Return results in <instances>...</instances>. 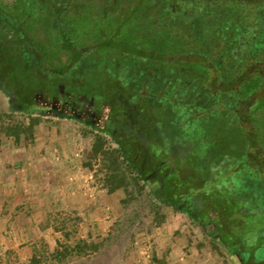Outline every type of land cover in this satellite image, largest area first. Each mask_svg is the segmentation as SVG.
I'll return each mask as SVG.
<instances>
[{"label": "rangeland", "instance_id": "374dc122", "mask_svg": "<svg viewBox=\"0 0 264 264\" xmlns=\"http://www.w3.org/2000/svg\"><path fill=\"white\" fill-rule=\"evenodd\" d=\"M22 1L0 0V8L7 11V18L8 15L18 17L25 12ZM192 1L54 0V4H65L70 15H75L78 10L86 15L81 38L87 55L80 73L90 76L89 83L103 85L109 75L120 72V69L116 70L112 65L104 69L103 65L96 63L108 52L99 51V45L95 44L100 39V26L106 23L110 37L116 38L120 33L117 38L136 44L147 39L146 43L152 46L154 38L159 37L171 40L169 46L164 42V49L168 51L172 45L178 49L186 46V53L175 58L191 60L194 55L186 54L198 46H193L183 35L191 27L184 15L177 17L170 10L174 5L183 9ZM203 1L197 0L196 5L201 8ZM211 1L215 12L223 14L225 5L219 7V0ZM238 1L243 5H264V0ZM137 6L138 11L133 13ZM46 18L29 24V34L42 43L38 48L41 55L53 63L65 60L67 54L56 42L58 34L54 21ZM202 18L209 23L216 22L219 17L205 13ZM122 23L126 27H122ZM15 32L9 22L0 21V68L4 70L3 62L14 57L18 50ZM212 38L210 35L206 37L207 40ZM212 52L210 55L216 54L215 49ZM230 68L233 69L232 65ZM134 69L137 66L132 72ZM247 69L246 72L264 74V62L250 64ZM154 71L149 66L137 69L135 73L145 78ZM235 72L241 73L240 69ZM56 85L41 86L39 83L34 85L35 90L26 94L23 87L18 90L9 78L0 74V264H235L213 249L210 238L200 226L161 199V191H157L159 181L155 177L150 176L141 193L135 190L131 195L123 190L110 192L106 187L101 156L96 158L92 153L97 132L107 138L106 148H116L121 142L112 131H118L121 124L124 128L130 121L134 122L139 126V135L155 128L145 121L144 114L135 113L139 114L140 104L146 107L145 112H149L150 117L162 120L176 122L198 113L178 106L177 97L173 101L175 109L166 98L160 103L156 98L144 100L132 96L131 102L130 96L137 93L138 85L128 82L125 86L129 91L124 92L115 83L119 89L116 92L121 105L119 110L129 114L115 119L117 123L111 131L107 130L114 109L111 99L106 98L103 104L97 103L89 92L69 91L70 87L64 81ZM112 85L108 82L103 88L110 92ZM145 87L147 89V84ZM146 89L141 91L146 92ZM221 92L215 91L219 96ZM260 94L264 96V89ZM109 95L115 100L111 93ZM256 99L254 97L251 101ZM149 100L151 103H147ZM243 106V112L248 113L251 104ZM210 109L215 110L216 105L205 107L201 111L203 116H200L205 126L214 127L216 117L206 112ZM28 114L42 117L34 139L24 135L16 139L6 134L7 126L26 121ZM245 123L246 127H252L250 121ZM204 127L195 122L184 127L181 135L186 139L191 132L190 137L198 138L197 134H205Z\"/></svg>", "mask_w": 264, "mask_h": 264}, {"label": "trees", "instance_id": "16d2710c", "mask_svg": "<svg viewBox=\"0 0 264 264\" xmlns=\"http://www.w3.org/2000/svg\"><path fill=\"white\" fill-rule=\"evenodd\" d=\"M203 2L201 8L196 5L197 0H193L183 9L174 5L170 10L177 17L184 15L191 27L183 34L193 46H198L186 54L194 55L191 60L175 58L186 53V46L178 49L171 44L166 51L164 44L169 46L171 40L154 38L152 46L146 43L147 39H140L142 42L138 44L126 42L117 38L120 33L116 38L110 37L108 24L99 25L100 39L95 44L99 45V51L108 52L96 63L103 65L104 69L110 65L120 69L104 82L113 84L110 92L104 90V84L89 83L90 76L80 73L87 55L81 38L86 27L83 12L78 10L75 15H70L65 4L56 5L54 0H23L25 12L18 17L8 15L7 18V11L0 8V21L9 22L14 27L18 45L14 57L3 62L6 67L5 70L0 68V74L9 78L18 90L23 87L26 94L35 90L34 85L39 83L41 86L55 83L57 87L64 81L70 87L69 91L89 92L97 103L103 104L106 98L111 99L114 109L107 130H111L119 116L129 114L119 110L121 105L116 95L119 89L115 83L124 92L129 91L125 86L128 82L138 85L137 93L130 96L131 100L132 96L144 100L156 98L162 103L166 98L175 109L173 101L177 97L178 106L199 116L176 122L157 119L150 117L149 112H145L146 107L140 104L139 114L134 108L131 110L140 116L144 114L145 121L155 127L151 132L139 135V126L134 122L130 121L124 128L121 124L118 131L111 130L120 138L121 145L116 148H106L107 138L101 132L95 133L92 153L96 158L101 156L107 189L110 192L123 190L128 195L134 190L141 193L150 176L155 177L159 181L157 191H161V199L200 226L210 238L213 249L227 261L264 264V96L260 94L264 89V74L246 72L250 64L264 62V5L219 0V7L225 5L221 14L215 12L211 0ZM135 11L138 6L132 10ZM205 13L215 14L219 20L216 18V22L208 23L202 18ZM45 17L54 21L58 34L56 42L67 54L65 60L53 63L41 55L38 48L42 43L29 34L28 25ZM204 20L205 24H202ZM122 27L126 24L122 23ZM207 35L213 38L207 40ZM213 49L216 54L210 55ZM136 66L138 70L151 66L155 71L144 78L135 73L137 69L132 72ZM238 69L241 73L235 72ZM215 91H222L221 96ZM254 97L257 99L252 102ZM249 103L250 111L244 113L243 105ZM212 104L216 109L206 112L216 117V124L208 127L201 111L205 107H214ZM248 121L251 128L246 127ZM41 122V116L28 114L26 121L7 126L6 134L16 139L22 135L34 139ZM195 122L198 126H205V134L201 132L197 134L198 138H192L193 133L189 132L186 139L183 138L184 127Z\"/></svg>", "mask_w": 264, "mask_h": 264}, {"label": "crops", "instance_id": "0c3cea01", "mask_svg": "<svg viewBox=\"0 0 264 264\" xmlns=\"http://www.w3.org/2000/svg\"><path fill=\"white\" fill-rule=\"evenodd\" d=\"M74 168H75V167H74ZM72 169H73V168H72ZM72 169H71V170H72Z\"/></svg>", "mask_w": 264, "mask_h": 264}]
</instances>
